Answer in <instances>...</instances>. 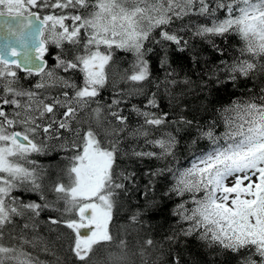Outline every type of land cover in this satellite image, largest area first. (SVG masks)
I'll return each mask as SVG.
<instances>
[{
	"label": "snow or ice",
	"instance_id": "1",
	"mask_svg": "<svg viewBox=\"0 0 264 264\" xmlns=\"http://www.w3.org/2000/svg\"><path fill=\"white\" fill-rule=\"evenodd\" d=\"M4 16L18 22L8 32L25 51L11 42L0 49V264H42L35 249L48 251L39 235L45 211L50 230H70L69 249L78 264H130L128 240L110 227L120 197L135 183V173L118 165L122 157L166 161L146 175L153 187V177L167 174L163 195L178 198L172 212L176 228L167 240L196 236L209 248L232 253L236 264H264V86L217 110L221 135L215 119L194 122L181 107L169 120L170 112L160 109L161 83L170 103L179 102L172 87L192 83L169 79L172 73L155 84L157 92L143 108L131 106L129 114L139 118L135 126L121 107L127 97L144 94L151 76L145 57L152 51L146 44L170 42L183 51L189 39L181 32H191L222 57L207 73L209 81L236 86L264 75V0H0ZM186 17L203 22L171 28ZM231 36L240 47L223 59L225 49L215 38ZM53 47L59 51L55 67H49ZM116 51L134 58L131 71L119 75L131 85L127 92L115 88L114 77L110 81ZM26 78H32L30 86L21 83ZM110 82L114 98L102 105L97 98ZM173 127L196 133L188 144V167L180 166L181 141ZM125 140L143 141L144 147L122 150ZM199 141L208 143L193 151ZM54 151L71 153L68 182L46 186L44 170L31 157ZM24 193L36 194L39 202L22 199ZM131 220L139 223V213ZM154 246L151 238L139 245L134 255L140 264H149Z\"/></svg>",
	"mask_w": 264,
	"mask_h": 264
},
{
	"label": "trees",
	"instance_id": "2",
	"mask_svg": "<svg viewBox=\"0 0 264 264\" xmlns=\"http://www.w3.org/2000/svg\"><path fill=\"white\" fill-rule=\"evenodd\" d=\"M223 16V12L218 13ZM203 22V18L186 17L183 21H176L171 28H179L182 24H193ZM159 29L153 33L157 39ZM179 35L189 39L188 47L183 51L178 50L175 44L165 42L164 47L160 44L152 47L153 44H146V47L153 48V53H147L145 59L149 63L151 76L149 81L143 85L144 94L132 95L127 97V104H122L125 109L124 114L129 115V123L135 126L138 119L134 113L129 114L131 106L136 105L143 108L147 103V98L152 92H157L156 83L163 82L168 73H172L169 79H176L178 82L184 79H189L192 83L185 85L177 83L171 88L174 97H178L179 102L173 100L169 102V97L164 93V86L161 87L157 94V100L160 104V109L170 112L169 120L174 119L183 107L185 115L188 119H193L194 122L205 124L211 119L216 120V134L221 135L224 132L223 120L219 115L218 109L231 103L247 92L248 89H258L264 86V75L258 74L255 79L241 80L236 86L231 83L217 85L214 81H209L207 73L218 65L222 57L214 51V49L198 37H192L191 32H181ZM215 43L221 48L227 46L230 48L228 53L225 50L223 59H231L232 55L240 47L239 38L236 36L228 37L225 41L223 38H215ZM59 50L54 47L50 49L51 54L47 56L48 66H52V55ZM131 53L116 51L113 57V62L109 65L110 81L114 77L116 79L115 88L122 92H127L130 84L123 83L119 80V75L125 70L131 71V62L133 60ZM166 61V62H164ZM163 62V63H162ZM23 76L24 74L21 73ZM32 78H26L21 81L26 86V83L31 85ZM203 81V83H201ZM114 98V88L111 82L101 91L100 100L102 105L111 102ZM153 109V111H160ZM181 143L178 147L177 156L180 161V166L188 167L191 162V154L188 150L190 139L196 135L194 129L182 130L176 132L175 128L171 129ZM207 141H199L193 151L204 148ZM133 147H144L143 141L137 142L125 140L121 144L122 150L128 151ZM71 153L63 151L49 152L46 155L32 156L37 164L44 170V184L50 186L57 180L67 183L65 168L68 164L67 156ZM118 165L135 173V183L128 186L126 195H122L118 201V206L114 211L112 224L110 225L114 233L125 237L129 242V259L130 264H140V258L134 255L138 251L139 245L144 239L151 238L155 242L153 249L149 250V264L154 261L155 264H174L179 258L180 264H236V256L232 253H221L218 249L207 247L204 242L196 238V236L183 237L180 236L175 241L166 239L176 228V217L172 215L173 209L178 203V198H168L163 195L170 185V177L166 174L161 177H153L154 186H149V177L146 173L154 171L157 168L163 167L166 161L137 159L135 157H122L117 161ZM62 169L60 174L54 171L56 168ZM147 196H145V190ZM49 199L54 198V193L45 188ZM22 199L38 201V197L34 193H24ZM139 213V223L131 220L132 215ZM49 212L41 213L39 225V235L46 242L48 251H42L40 247L35 249V254L39 257L42 264H78V261L72 255L69 244L71 236L68 235L70 230L66 228L56 229V226H51L55 231L50 230V226L46 223ZM31 236L32 234L29 233ZM31 250V249H30Z\"/></svg>",
	"mask_w": 264,
	"mask_h": 264
},
{
	"label": "water",
	"instance_id": "3",
	"mask_svg": "<svg viewBox=\"0 0 264 264\" xmlns=\"http://www.w3.org/2000/svg\"><path fill=\"white\" fill-rule=\"evenodd\" d=\"M11 25L14 29L18 27V22L8 16L0 17V49L4 48L10 42L16 47L17 51L24 52L25 49L16 43L15 37H12L8 32V26ZM10 59L12 57H9ZM19 59H23L21 56Z\"/></svg>",
	"mask_w": 264,
	"mask_h": 264
},
{
	"label": "rangeland",
	"instance_id": "4",
	"mask_svg": "<svg viewBox=\"0 0 264 264\" xmlns=\"http://www.w3.org/2000/svg\"><path fill=\"white\" fill-rule=\"evenodd\" d=\"M193 25H194V22H193ZM149 44H153L152 45V47H154L155 45H157V44H154V43H149ZM188 47V46H187ZM152 49V51L150 52V53H153V48H151ZM223 49H225L226 50V52L228 53V51H230L229 49L230 48H228L227 46H223ZM57 54V53H56ZM56 54H54V55H52V59H51V62L53 63L52 64V66L51 67H55V62H56ZM60 75H63V76H67L68 74H66V73H63V72H60L59 73ZM76 80H77V82H79V77L78 76H76V77H74ZM116 82H119V81H116ZM26 86H29V83H26ZM52 143H56L55 141L54 142H52ZM133 146H132V144H131V148H132ZM131 148H129V150L128 151H130V149ZM34 155V154H33ZM32 158V157H31ZM56 168V167H55ZM61 168V167H60ZM55 169L54 171H56L55 173L56 174H59V172H60V174H61V172H62V169ZM82 231H83V229H82ZM130 251V250H129Z\"/></svg>",
	"mask_w": 264,
	"mask_h": 264
},
{
	"label": "bare ground",
	"instance_id": "5",
	"mask_svg": "<svg viewBox=\"0 0 264 264\" xmlns=\"http://www.w3.org/2000/svg\"><path fill=\"white\" fill-rule=\"evenodd\" d=\"M48 64H49V62H48Z\"/></svg>",
	"mask_w": 264,
	"mask_h": 264
}]
</instances>
